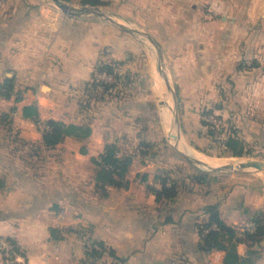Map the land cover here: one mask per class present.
<instances>
[{
  "label": "crops",
  "instance_id": "1",
  "mask_svg": "<svg viewBox=\"0 0 264 264\" xmlns=\"http://www.w3.org/2000/svg\"><path fill=\"white\" fill-rule=\"evenodd\" d=\"M101 1L160 43L182 121L202 123L201 102L219 103L245 144L264 146V0ZM138 10L143 23L132 16ZM109 45L125 74L130 60L121 54L137 43L113 23L69 16L47 0H0V236L16 245L17 264H82L83 229L120 259L107 255L104 264H225L226 251L203 250L200 225L212 207L228 226L253 221L264 213V194L249 182L228 185L221 173L162 175L171 161L132 154L143 145L148 92L124 87L129 98L105 94L92 109L81 108L78 95ZM249 59L252 67L243 68ZM8 81L9 98L2 94ZM50 120L91 133L49 148L40 125ZM113 143L133 161L121 186L102 189L95 159ZM164 176L177 183V197L158 199ZM240 235L242 262L264 264V236Z\"/></svg>",
  "mask_w": 264,
  "mask_h": 264
},
{
  "label": "rangeland",
  "instance_id": "2",
  "mask_svg": "<svg viewBox=\"0 0 264 264\" xmlns=\"http://www.w3.org/2000/svg\"><path fill=\"white\" fill-rule=\"evenodd\" d=\"M52 5H55V3L52 0H47ZM68 3L74 4L72 0H65ZM56 6V5H55ZM57 7V6H56ZM81 7V6H78ZM91 7V6H89ZM93 8H99V11L104 13L106 16L116 14L113 10L109 9L104 6L99 7H93ZM90 16L96 17L93 14ZM134 18L143 23V10H138L135 13H133ZM100 18V17H98ZM104 21H107L111 23L110 21L100 18ZM119 22H124L123 19L115 18ZM125 23V22H124ZM128 27L131 29H139L143 33V26L140 25V23H136L135 25L126 23ZM142 28V30L140 29ZM122 31V30H121ZM124 32V31H123ZM127 33V32H125ZM129 34V33H128ZM131 35V34H129ZM133 41L137 43V45L134 47L133 50H128L127 52H123L121 55H127L129 58H125L124 56L123 60L126 61L130 60V63L127 65V70H125V74L121 75L123 73V66L121 63L115 60V48L113 46H104L101 49V56L100 61L95 66L93 77L90 83H92L94 80L97 81L95 77V72H101L99 70V64L103 65H112L115 74H119L122 77V80L120 81L121 89H115L114 92H111L109 96H112L114 93V98H118L119 96H123L126 94V97H128V93H125L126 89L124 87H129V89H132L133 92H137L139 94L143 95V92H148L149 100L151 101L150 106L151 110L146 113L143 121H142V127H143V156L150 160L151 154L156 153L159 155V157H162V159H168L171 162H168L170 168L165 171H169L168 173L163 172L162 175H169L172 174V178H187L190 177V173L193 172H200L203 171L201 168L193 165L188 161L184 155H182L181 151L177 148V145H175L171 140L168 139V136L165 132V129L163 127L162 123V116L160 114V104L158 99V92L155 88V81H156V73L159 75L161 74L159 61H160V53L157 46H155L146 36L140 35V36H133L131 35ZM143 41L147 43L150 48L144 47L143 49ZM152 62H154L152 64ZM242 67L245 69H249L252 67L251 60H243ZM157 66V68L155 66ZM164 66L165 70L167 71V77L169 81L171 82L172 87L176 90L175 86V80L172 77L171 71H170V65L166 62L164 58ZM154 69V71H153ZM154 74H152V73ZM113 75V74H112ZM126 77H125V76ZM154 75V76H153ZM115 77V75H114ZM164 77V76H163ZM165 85L164 88H166V92H168V95L173 100L172 92L167 87L166 79L164 77ZM90 83L85 85L83 89L80 91V94L78 95V102L83 109H92L93 106L98 102L96 91L92 90L91 86H88ZM153 85V86H152ZM226 83L221 84L220 88L222 90L225 89ZM119 90V91H118ZM179 99V98H178ZM158 101V102H157ZM173 102V101H172ZM87 103V106H82L81 104ZM174 103V102H173ZM86 105V104H85ZM180 106V102H179ZM221 105L219 103L212 104V105H206L205 102H201L200 108H199V115L202 120V123L200 122H190V124L187 122L189 120L184 119L181 120V127H178L175 123V119L173 116V125L175 130H177L183 141L194 147L195 149L204 152L208 155H212L219 158H228V157H234L232 156L225 147V141L228 139L229 135L236 133L239 136V129H237L236 124L234 122L227 123L224 119V114H222L221 111ZM152 111V112H151ZM186 113V112H185ZM180 111V116H181ZM184 114V113H183ZM186 116V114H185ZM204 122L206 124H204ZM240 137V136H239ZM194 142V143H191ZM191 143V144H190ZM247 152L248 154L244 156V158L247 159H253L254 161H259L264 163V146L263 145H256V144H246ZM178 161V162H177ZM180 161V163H179ZM264 165V164H263ZM221 173L220 177L224 181H227L228 185H232L231 183L235 181H245L252 184H256L257 190H259L260 194H264V174L259 173L256 170H249L247 173H235V172H219ZM263 175V176H262ZM262 176V177H261ZM165 177V176H164ZM172 182L168 181V184ZM170 184V185H171ZM252 222V220H245L240 225L237 226V231L239 234H244L246 232L243 231L244 227ZM81 232L84 233L85 243L92 242V234L89 230H81ZM245 237V235H243ZM87 249V245H86Z\"/></svg>",
  "mask_w": 264,
  "mask_h": 264
},
{
  "label": "trees",
  "instance_id": "3",
  "mask_svg": "<svg viewBox=\"0 0 264 264\" xmlns=\"http://www.w3.org/2000/svg\"><path fill=\"white\" fill-rule=\"evenodd\" d=\"M84 5L92 7L104 6L101 0H83ZM99 70L101 72H107L115 75L116 82L108 84L94 80L88 86H91L92 90L96 91L97 100L103 99L105 94H111L115 89L120 86L122 77L119 74H115L112 65L99 64ZM12 82L8 81L2 88V94L5 97L11 96ZM86 104V105H85ZM83 107L87 106V103L81 104ZM204 124H206L204 122ZM47 125L50 130L44 132V144L49 148H55L58 146L66 136L71 134H78L88 136L91 133L90 128L78 127L76 125H65L64 123L50 120ZM225 147L227 151L234 157H244L248 154L246 144L239 138L236 133L229 135L225 141ZM118 144H110L107 146L105 152L95 159V164L98 166V182L102 189L106 186H121V179L125 177L128 172L133 158L131 156L118 157L119 153ZM163 187L161 190L156 191L159 200L163 198L173 199L178 195V186L176 182L168 185V177H161ZM1 185V182H0ZM210 218L208 222L200 225L199 233L201 236V246L204 251L212 252L214 250L226 251L227 256L225 264H253L251 262H242L243 260L238 254L237 244L241 240V235L237 229L226 225L220 218L219 212L216 207L209 209ZM253 221L257 224V231L255 233L246 232L243 235L250 239H257L264 236V213H260L253 218ZM217 225L219 229H213V225ZM208 233H205L208 230ZM55 231L53 230V233ZM94 247L91 250H87V260L82 264H104L103 259L108 255L116 259L115 252L109 249L104 242L98 240H92ZM120 260V259H118Z\"/></svg>",
  "mask_w": 264,
  "mask_h": 264
},
{
  "label": "bare ground",
  "instance_id": "4",
  "mask_svg": "<svg viewBox=\"0 0 264 264\" xmlns=\"http://www.w3.org/2000/svg\"><path fill=\"white\" fill-rule=\"evenodd\" d=\"M153 63L154 62H152V64ZM155 67L157 68V66ZM155 77H156L155 88L157 89L158 92V99H159L160 111H161L160 114L162 116L163 127L168 136V139L171 140L175 145H177V148L193 164L205 170H215L218 167L227 166L232 170H256L259 173L264 174V165L261 166V168L263 169H259L258 165L255 164L256 160L254 161L253 159H247L244 157H228V158L215 157L212 155H208L204 152H201L195 149L194 147H192L191 145H189L188 143H186L185 141H183L180 133L177 130H175L173 125L174 105L172 102L173 101L172 98L169 97L168 92H166L165 90L166 88H164L165 85L164 77L159 75V73L158 74L156 73Z\"/></svg>",
  "mask_w": 264,
  "mask_h": 264
},
{
  "label": "water",
  "instance_id": "5",
  "mask_svg": "<svg viewBox=\"0 0 264 264\" xmlns=\"http://www.w3.org/2000/svg\"><path fill=\"white\" fill-rule=\"evenodd\" d=\"M55 5L65 14L69 15V16H73V17H82V16H86V15H91L93 14L96 17H100L103 19H106L108 21H110L111 23H113L114 25H116L118 28H120L122 31L127 32L133 36H146L148 37V39L155 45L158 47L159 49V53H160V61H159V66H160V70H161V76L165 77L166 79V83H167V87L169 88V90L172 92L173 95V105H174V119H175V123L177 124L178 127H181V116H180V106H179V99H178V95L176 90L172 87L171 82L169 81L168 77H167V71L165 70V66H164V51L162 46L160 45V43L150 34L148 33H142V31L137 30V29H131L130 27H128V25H126V23H122L117 21L115 18H119V19H123V17H121L118 14H113V15H109L106 16L104 13H102L101 11H99V8H93V7H89V6H75L71 3L66 2L65 0H52ZM125 20V19H123ZM163 104V103H161ZM182 153V152H181ZM182 155H184L182 153ZM184 157H186L184 155ZM187 158V157H186ZM188 159V158H187ZM188 161L190 163H192L189 159ZM258 165L259 169H263L261 168V166L264 164L262 162L259 161H255ZM193 164V163H192ZM195 165V164H193ZM197 166V165H195ZM260 166V167H259ZM199 167V166H197ZM201 168V167H199ZM203 171L209 172V173H219V172H235V173H247L249 172V170H232L227 166H221L218 167L215 170H205L203 168H201Z\"/></svg>",
  "mask_w": 264,
  "mask_h": 264
},
{
  "label": "built area",
  "instance_id": "6",
  "mask_svg": "<svg viewBox=\"0 0 264 264\" xmlns=\"http://www.w3.org/2000/svg\"><path fill=\"white\" fill-rule=\"evenodd\" d=\"M72 3V2H71ZM212 8L209 7L207 8V13L212 16ZM95 77L97 79V81L100 82H104V83H108V84H113L116 82V78L114 77V75L109 74L107 72H95ZM40 128L43 132L50 130V127L47 124L44 125H40ZM143 151V146L138 147L132 154L138 153ZM121 153H118V157H121ZM213 229H219V227L215 224L212 227ZM209 229L205 231V233H208ZM244 232H251V233H255L257 231V224L252 221L249 224H247L244 229ZM94 247L101 249L97 246H93L92 243H88L87 244V250H91ZM0 250L3 254V264H17V249H16V245L14 244L13 241H11L10 239L6 238V237H2L0 236Z\"/></svg>",
  "mask_w": 264,
  "mask_h": 264
}]
</instances>
